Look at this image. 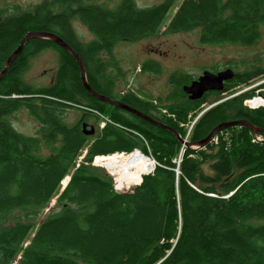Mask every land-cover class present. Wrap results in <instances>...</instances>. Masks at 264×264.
Returning a JSON list of instances; mask_svg holds the SVG:
<instances>
[{"label":"trees","instance_id":"1","mask_svg":"<svg viewBox=\"0 0 264 264\" xmlns=\"http://www.w3.org/2000/svg\"><path fill=\"white\" fill-rule=\"evenodd\" d=\"M175 3L163 0L139 8L134 0H121L110 9L83 0H44L29 8L16 6L11 14L0 10V72L28 32H53L78 52L90 85L109 95L91 72L94 53H111L119 41L156 33ZM54 5L61 10L54 12ZM74 19L95 39L80 41ZM263 25L264 0H182L167 28H201L203 44L252 45L261 38ZM49 47L59 52L56 79L37 89L24 79V72L30 59ZM142 68L160 70L154 61ZM263 73L262 67L237 72L226 88ZM190 76H172L177 90L170 97L179 102L166 106L167 112L158 107L153 113L130 98L121 101L186 138L180 122L190 113L195 117L212 95L221 94L187 99L182 85L190 83ZM254 94L238 93L213 104L194 123L186 138L190 142L235 119L261 128L256 135L246 125L219 132L218 141L206 145L211 150L218 147L211 158L216 174L209 176L201 170L210 158L204 148L186 147L173 132L93 97L68 50L47 38L29 39L0 77V264H264V106L244 103ZM22 107L40 121L35 136L19 132L9 120ZM69 107L83 112L72 125L62 115ZM90 117L97 122L95 137L81 127ZM42 147L51 153L40 155ZM136 148L151 154L156 166L134 187L119 191L113 177L96 165L116 152ZM67 176L70 180L60 191ZM56 194L52 209L58 210L37 223Z\"/></svg>","mask_w":264,"mask_h":264},{"label":"rangeland","instance_id":"2","mask_svg":"<svg viewBox=\"0 0 264 264\" xmlns=\"http://www.w3.org/2000/svg\"><path fill=\"white\" fill-rule=\"evenodd\" d=\"M42 1L44 0H0V10L6 9L8 10L6 14H11L17 11L14 8L16 6L24 9ZM134 1L137 7L147 8L158 5L163 0ZM83 2L115 9L121 0H83ZM181 2L182 0H176L174 7L166 15L163 26L156 33L135 41H119L111 53L104 50L94 53L90 63V69L98 77L99 83L107 92L113 93L116 97L120 93L125 92L138 93L146 97V99H149L147 97H152L150 99L156 100L159 108L165 109L166 106L179 102L170 97L171 93H176L175 90H177L174 87L175 84L172 82L173 75L189 74L191 75L190 77L197 78L206 70L216 72L231 68L236 73H242L249 70H256L260 67L264 68V25L262 27L261 38L252 45L233 43L203 44L200 41L201 28L181 31H171L167 28ZM52 8L54 12L61 10L60 5H54ZM72 25L80 41L86 43L95 39V35L79 19H74ZM147 61L158 63L160 66L159 72L143 70L142 67ZM58 66L59 54L57 50L54 48L46 49L30 59L29 68L24 72V79L37 89L50 86L57 73ZM262 78H264V73L254 78L255 80L251 79L245 83L234 84L228 93L221 94L220 96H211L210 103L204 106V108L202 107L195 117H192L190 113L187 115L186 122H180V125L186 130V138H188L199 116L211 105L237 94L240 90L245 89L253 82ZM258 95L264 98V93L255 92L254 96ZM249 99L247 98L244 101L248 106L247 100ZM256 99H259L260 102H257L258 100L256 101ZM256 99L250 100V103L256 105L262 104L263 99ZM213 101L215 103H212ZM34 102L38 103V100H34ZM62 115L63 120L68 125H72L78 122L83 112L73 107L65 110ZM172 117L176 118L174 114H172ZM9 120L16 130L30 136L37 135L41 127L40 121L25 107L12 113ZM89 120L92 121L94 119L90 117ZM103 120L104 118L100 121V126L104 125ZM260 138L263 140L262 137ZM204 150L210 158L205 161L201 170L206 175L215 176L216 173L211 168V163H213L211 158L217 154L218 147L211 150L205 146ZM85 152L86 148L80 153L77 159L78 162L82 160ZM50 153L51 149L48 147H42L39 152L42 156H47ZM114 155H112L108 162L100 163L99 161L96 166L102 167L108 173L110 172L112 174L109 173L114 179V185L117 190H129L135 185L129 184L126 187H117L119 175L118 165L114 160ZM145 156L150 157L156 163V160L151 154ZM65 183L66 178L61 182L60 191ZM57 197L58 194L51 200L49 206L42 210L36 219L37 223L47 217L52 211L55 212L58 210V208L52 209L56 204ZM16 263L17 260L12 264Z\"/></svg>","mask_w":264,"mask_h":264},{"label":"water","instance_id":"3","mask_svg":"<svg viewBox=\"0 0 264 264\" xmlns=\"http://www.w3.org/2000/svg\"><path fill=\"white\" fill-rule=\"evenodd\" d=\"M0 21H1V17H0ZM31 38H47V39L54 41L55 43H57L59 46L63 47L64 49L68 50L74 56V58L77 60V63H78L79 68H80L82 83H83L84 87L90 92L91 95H93L94 97L98 98L101 101L107 102L111 105H114V106L120 107L124 110H127V111H129L135 115H138V116L146 119L147 121H149L153 124H156L158 126H161L165 129L173 132L178 137V139L183 143V145L186 147L204 148L208 143L213 141L214 137L219 132H221L222 130L227 129L229 127H232V126L246 125L255 134H257L258 132L261 131V128L256 127L255 125H253L248 120L235 119V120L225 121V122L218 124L214 129H212V131L205 138H203L199 141L190 142L186 138H182L180 136L179 132L175 128L151 117L150 115L143 113L142 111H140V110H138V109H136V108L120 101V100L113 99L112 97H109L105 94H101L98 91H96L90 85V83L88 81L84 62L82 61L78 52L75 49H73L62 37H60L59 35H57L56 33H53V32H48V31H30V32H28L25 35V37L21 40L19 46L8 57L4 69L0 72V77L7 73L9 67L11 66V64L13 62V60L22 51L25 43ZM234 77H235V72L231 68L221 70L217 73L206 70L198 79L193 80L190 84L185 85L183 88H184V91L186 93L190 94L191 98L196 99V98L201 97L204 94V92L207 90H210V89L222 90L224 88V81L231 80ZM82 130L86 135H91V134L95 133L94 126H91L89 128L87 123L82 124ZM93 164L96 165L94 163V160H93ZM155 166H156V163L154 164L153 168H155ZM69 180H70V177L68 176L67 182L65 184H63L62 190H64V188L66 187ZM141 181H142V178H141Z\"/></svg>","mask_w":264,"mask_h":264},{"label":"bare ground","instance_id":"4","mask_svg":"<svg viewBox=\"0 0 264 264\" xmlns=\"http://www.w3.org/2000/svg\"><path fill=\"white\" fill-rule=\"evenodd\" d=\"M256 101L260 102L259 99H256ZM114 160L118 165V188L126 187L129 184H134L141 181L140 179L142 178V176L152 171L155 164V161L153 159L145 156L142 152L139 151H135L129 154L117 152L114 155Z\"/></svg>","mask_w":264,"mask_h":264},{"label":"flooded vegetation","instance_id":"5","mask_svg":"<svg viewBox=\"0 0 264 264\" xmlns=\"http://www.w3.org/2000/svg\"><path fill=\"white\" fill-rule=\"evenodd\" d=\"M50 48H53V47H49V48H46V49H50ZM46 49H43V50H41L40 52H42V51H44V50H46ZM54 49H56V48H54ZM39 52V53H40ZM57 52H58V50H57ZM58 54H59V52H58ZM143 69V68H142ZM228 69V68H227ZM225 70V69H224ZM233 70V69H232ZM219 71H221V70H219ZM219 71H216V72H214V73H217V72H219ZM234 71V70H233ZM212 72V71H211ZM204 73V72H203ZM57 74V73H56ZM56 74H55V76H54V79H53V82L55 81V79H56ZM202 75V74H201ZM200 75V76H201ZM235 75H236V72H235ZM199 76V77H200ZM199 77H197V78H193L191 81H190V83L193 81V80H196V79H198ZM255 78H257V77H255ZM253 80H255L254 78H253ZM252 80V81H253ZM231 82V80H227V81H224V88L222 89V90H212V89H210V90H207V91H205L204 92V94L201 96V97H203V96H205L207 93H221V94H224V93H228V91H229V89L228 88H226L228 85H229V83ZM190 83H188V84H190ZM185 85H187V84H183L182 85V88L185 86ZM184 89V88H183ZM245 92H253V93H264V83H260V84H258V85H256V86H253V87H250L248 90H246V91H243V92H241V93H245ZM101 94H104V93H101ZM109 95H107V96H111L113 99H116V100H120L121 101V99L123 98V97H125V98H130L131 99V101L132 102H138V104L141 106V107H143V108H146L147 107V109L148 110H150L151 112H155L156 111V109L158 108V103H157V101L156 100H153V99H150V98H152V97H147V98H149V99H146V97H143V95H140V94H138V93H129V92H125V93H120L117 97L115 96V95H113V93H108ZM172 94V93H171ZM185 94H186V96H187V99H192V100H195V99H193V98H191L190 97V94H188V93H186L185 92ZM220 94V95H221ZM106 95V94H105ZM93 96V95H92ZM212 96H215V95H212ZM94 97V96H93ZM201 97H199V98H201ZM120 98V99H119ZM199 98H196V99H199ZM98 99V98H97ZM139 99V100H138ZM123 102V101H122ZM71 107H69V108H67V109H70ZM161 111H163V112H167V110L166 109H161ZM94 119V118H93ZM91 120V119H90ZM90 120H88V121H83V122H81V127H82V124L83 123H87L88 124V127L90 128L91 126H94V128H95V133L94 134H91L90 136H93V137H95L96 135H97V132H98V127H97V122H96V120L94 119V120H92V121H90ZM256 135V134H255Z\"/></svg>","mask_w":264,"mask_h":264},{"label":"built area","instance_id":"6","mask_svg":"<svg viewBox=\"0 0 264 264\" xmlns=\"http://www.w3.org/2000/svg\"><path fill=\"white\" fill-rule=\"evenodd\" d=\"M260 83H264V78H262V79H258L257 81H255V82H253L251 85H249L248 87H246L245 89H242V90H240V92H237V94L238 93H241V92H243V91H246V90H248L250 87H253V86H256V85H258V84H260ZM256 98H261V99H263V97L261 96V95H258V96H254V97H252V98H250L249 100H252V99H256ZM249 100H247V102L249 101ZM249 104V106L250 107H252V108H257V107H260L261 105H264V99H263V103L262 104H259V105H257V106H252L250 103H248ZM261 136H256L255 137V140H262L261 138H260ZM213 141H215V142H217L218 141V138L215 136L214 137V139H213ZM135 151H141L140 149H134L132 152H130V153H133V152H135ZM142 152V151H141ZM122 153H125V152H122ZM143 153V152H142ZM154 170V168L152 169V171ZM152 171H150V172H152ZM149 172V173H150Z\"/></svg>","mask_w":264,"mask_h":264},{"label":"clouds","instance_id":"7","mask_svg":"<svg viewBox=\"0 0 264 264\" xmlns=\"http://www.w3.org/2000/svg\"><path fill=\"white\" fill-rule=\"evenodd\" d=\"M264 99V98H263ZM261 106H264V105H261ZM252 108V107H251ZM258 108V107H257ZM95 158V157H94Z\"/></svg>","mask_w":264,"mask_h":264}]
</instances>
